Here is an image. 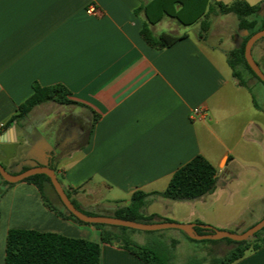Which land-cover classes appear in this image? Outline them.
Masks as SVG:
<instances>
[{"label": "crops", "instance_id": "1", "mask_svg": "<svg viewBox=\"0 0 264 264\" xmlns=\"http://www.w3.org/2000/svg\"><path fill=\"white\" fill-rule=\"evenodd\" d=\"M150 1L0 0V125H5L0 127V163L9 161L12 149L21 151L8 162L17 172L36 163L54 165L63 188L82 210L114 217L135 192H163L179 168L203 155L218 171L215 191L195 200L150 194L143 215L182 224L200 221L217 230L234 225L243 233L264 219V205L256 222L222 226L208 200L232 194L233 183L248 185L254 193L261 190L259 199L264 200V104L253 92L264 95V85H240L222 39L210 44L219 35L212 20L216 14L210 15L205 39L172 28L169 32L186 37L166 49L150 47L141 37L146 16L137 13ZM168 19L151 25L155 35L167 32L160 26ZM260 62L264 66V57ZM35 82L66 86L80 105L66 106L69 113L51 121L53 113L43 110L55 103H45L10 124ZM195 108L204 110L203 118L191 117ZM92 111L100 119L87 142ZM51 124L56 128L47 137L43 131ZM10 229L100 243L101 264H146L120 247L119 238L104 243L101 229L58 216L39 190L24 181L0 199V264H5ZM110 230L156 249L151 242L162 240L166 229L148 231L149 241L139 236L140 242L131 231ZM185 234L171 235L172 246L189 240ZM234 264H264V248Z\"/></svg>", "mask_w": 264, "mask_h": 264}, {"label": "trees", "instance_id": "2", "mask_svg": "<svg viewBox=\"0 0 264 264\" xmlns=\"http://www.w3.org/2000/svg\"><path fill=\"white\" fill-rule=\"evenodd\" d=\"M138 12H143L146 16V21L141 30V37L154 49L169 48L177 41L186 37V35L177 36L171 32L155 35L151 30V25L161 22L165 17L172 18L183 26L200 24L201 32L199 37L205 39L211 28V14H235L238 18V29L244 34L241 35L238 45L227 53V62L232 69V75L242 86H246L249 76L264 85V82L254 73L245 58L246 43L255 33L264 29V0L254 5L246 0H235L231 4L216 1L214 5L212 4V0H152L149 3L143 4ZM257 63L263 71L261 64ZM32 90V95L18 107L10 124L13 122L19 123L27 118L34 108L45 103H55L64 106L80 105L71 99V91L62 84L41 86L35 82ZM92 114L87 142L90 139L94 125L100 119V115L95 111H92ZM67 153L68 151L60 152V154ZM36 166H41V164L36 163L31 166H23L16 174ZM49 167L56 172V166L49 165ZM217 172L215 166L207 158L203 155H198L175 172L163 192H135L132 195L130 204L118 209L113 216L142 223L156 221L171 222L169 219L160 218L156 215H143L142 209L145 207L150 194L161 195L170 200L199 199L215 191ZM24 182L34 185L41 193L44 204L58 216L72 220L78 224L93 225L101 229L102 242L113 244L119 238L121 241L120 247L129 251L144 263L169 264L166 256L156 249L140 245L129 238L114 234L110 230L114 226L88 224L79 220L62 204L52 185L51 179L47 175L38 174L30 176ZM14 185L4 181L0 175V199ZM66 192L71 199L69 192ZM51 195H53L54 199ZM71 201L81 212L96 216V214L82 210L73 200ZM197 223L203 225L200 221H197ZM120 229L122 231L131 230L126 227H120ZM263 230L264 228L251 239L240 242L228 238L207 240L216 245L228 246V250L224 255L215 258L212 264H234L247 253L263 249ZM197 232L203 235L213 233L214 231L197 227ZM186 237L191 241H196L188 235ZM176 244L177 242L173 241V245L175 246ZM5 264H101V245L90 240L71 238L57 233L39 232L29 229H10L6 239Z\"/></svg>", "mask_w": 264, "mask_h": 264}, {"label": "rangeland", "instance_id": "3", "mask_svg": "<svg viewBox=\"0 0 264 264\" xmlns=\"http://www.w3.org/2000/svg\"><path fill=\"white\" fill-rule=\"evenodd\" d=\"M234 1L235 0H223L225 4H231ZM246 1H248L250 4H257L261 0ZM215 2V0H212L213 5L215 4ZM212 17L214 27L216 28L219 35H215L214 37H212L210 39V44H217L219 39H222L223 48L231 51L238 45L241 35L244 34L238 29L237 16L235 14H219L218 16L214 15ZM160 27H162L164 31L167 32H169L173 28L174 33L186 32L187 34L196 35V33L200 34L201 32L200 24H195L192 26H181L180 28V24L171 18L168 19V22L166 20L163 21ZM253 56L254 59L261 64L260 61L262 60V57H264V38L254 45ZM262 68L264 72V66H262ZM247 82L250 86L255 82L259 83L255 78L251 76H249ZM253 92L257 101L261 104H264V95H261L260 91L258 92L257 90H253ZM63 107L57 106L56 104H51L49 106H46L43 112L44 114L52 112L53 115L51 116V119H49L52 121L56 119V116L61 113H69L70 108H66V106ZM88 121L89 129L91 123L90 116ZM55 128V124H51L50 126L46 127V129L43 131V134H48L47 137H50ZM24 150H26V146L24 147ZM20 152V150L16 151L8 149L7 155L9 161H13L14 155L16 156V153L19 155ZM8 162L3 161V163L0 164H2L9 173L16 174L17 171H15L12 168L11 163ZM243 170L244 169L240 167V171L243 172ZM247 175L250 174L248 173ZM229 191H232L233 193L231 192L232 194H228L229 192H227L225 194L214 197L210 196V199L208 200V202L211 203L216 210H218V212L216 213V217L219 219L218 221L222 224V226L235 222L239 225H248L251 222H256L258 218H260V214L263 212L262 206L264 205V200L259 199L262 191L257 190V192L254 193V191L249 189L248 185L236 183H233L231 185ZM239 228L240 227H234L233 225L223 231L241 234L242 231ZM118 229H120V227H118ZM127 231L135 233L134 240H142L138 238L139 236L144 237V240L147 239V241H149L150 239L148 236V231L136 229ZM162 232L164 233L163 239L159 241L153 240V242L151 243L155 244V248L158 252L166 256L169 264H212V261L215 258L224 255V253L228 250L227 245H216L215 243L207 240H182V242H180L178 245L172 246L170 236L174 234L180 235L182 231L179 229L168 228L166 230H162Z\"/></svg>", "mask_w": 264, "mask_h": 264}, {"label": "water", "instance_id": "4", "mask_svg": "<svg viewBox=\"0 0 264 264\" xmlns=\"http://www.w3.org/2000/svg\"><path fill=\"white\" fill-rule=\"evenodd\" d=\"M264 38V29L255 33L246 43L245 46V58L248 65L254 71V73L264 82V72L261 67L258 65L253 56V47L254 45ZM3 138L0 137V141ZM45 174L47 175L52 182V185L57 192L62 204L65 208L72 213L79 220L88 223V224H104V225H112V226H120L126 227L130 229L136 230H144V231H157L162 229L174 228L179 229L185 232L190 238L194 240H221L224 238H228L234 241H245L253 237L257 232L261 231L264 228V219L255 224L253 227L249 228L247 231L236 234L229 231L217 230L211 227L210 225H197L194 223L182 224V223H174V222H160V223H142L136 221H130L125 219H120L116 217H107V216H99V215H87L76 208V206L72 203L71 199L67 195V192L63 188L56 172L54 169L46 166H37L31 169H28L19 174H11L9 173L5 167L0 164V175L3 180L17 184L23 182L30 176ZM197 226H200L203 229L213 230V233L208 234H199L196 230Z\"/></svg>", "mask_w": 264, "mask_h": 264}, {"label": "built area", "instance_id": "5", "mask_svg": "<svg viewBox=\"0 0 264 264\" xmlns=\"http://www.w3.org/2000/svg\"><path fill=\"white\" fill-rule=\"evenodd\" d=\"M95 11H96L95 7L91 6V7L89 8V13L93 14V13H95ZM204 115H205V112H204L203 109H201V108H195V109L192 110V115H191V117H192L193 119H195V118H203ZM0 127H1V128H4L5 125H4V124H1Z\"/></svg>", "mask_w": 264, "mask_h": 264}]
</instances>
